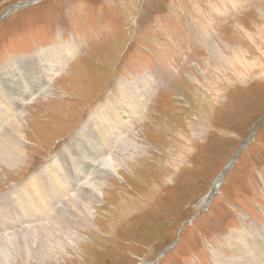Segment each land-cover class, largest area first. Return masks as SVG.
Segmentation results:
<instances>
[{
	"label": "rangeland",
	"instance_id": "374dc122",
	"mask_svg": "<svg viewBox=\"0 0 264 264\" xmlns=\"http://www.w3.org/2000/svg\"><path fill=\"white\" fill-rule=\"evenodd\" d=\"M30 1L0 0V76L36 92L21 109L22 162L0 161V203L56 160L73 169L71 141L125 84L140 99L75 246L52 239L46 260L19 252L12 264H226L234 237L264 234V0H40L5 14ZM9 211L1 238L43 230Z\"/></svg>",
	"mask_w": 264,
	"mask_h": 264
},
{
	"label": "bare ground",
	"instance_id": "6f19581e",
	"mask_svg": "<svg viewBox=\"0 0 264 264\" xmlns=\"http://www.w3.org/2000/svg\"><path fill=\"white\" fill-rule=\"evenodd\" d=\"M221 58L226 59L224 56ZM64 65L65 63H61L56 67L57 69L53 68L51 78L62 70ZM3 77L0 76V161L7 166H17L22 162L25 153L21 147L23 142L20 120L23 113L21 109L26 101L34 97L36 92L32 91L27 96L19 94L15 89L6 86L7 78ZM139 83L138 80H135V84ZM133 85L125 84L122 89L124 91L123 101L119 105H106L98 108L90 119L91 121L89 120L86 125L80 128L75 138H72V148L69 151L80 157L78 162L72 161L73 169L69 167V170H64L63 159L62 163L60 160L53 161V165L41 167L33 178L29 179L27 185L11 191V194L17 195V200L14 199L15 201L11 204L8 201L0 203V211L1 213L4 211L7 218H9V210L24 212L25 216H29L28 218L33 219L35 216L36 220L42 222L45 231L34 229L30 238H27L30 235L27 237L24 235L25 239L22 240L9 235V233L8 235L6 233V237H0V264H12L16 261V254L19 252L23 253L20 257L25 262L30 260L32 254L44 261L49 256L47 253L52 251L51 244H48L52 239L60 242V248L67 245L72 248L75 246V242L80 238L76 231L81 226L79 221L88 222L93 214L90 207L93 201L101 195L103 179L108 174L116 173L120 166L114 151H124L128 148V133L133 121L128 119L127 114H132L140 99ZM137 110L138 108H136V112ZM6 128L10 130V133L6 131ZM88 144L95 147L93 153L87 147ZM87 159L90 162H87ZM98 163H101L104 169L102 175L96 170L94 171L93 166ZM74 170H79L76 176L73 174ZM97 174L99 175L97 176ZM91 176L96 179L95 182L90 181L89 177ZM84 184L86 189L82 187ZM42 233L45 236L41 235ZM263 237L264 234L257 230L247 231L234 237L236 239L231 245L234 258L224 257L226 264H264L262 250L264 244L261 245L259 241V239H264Z\"/></svg>",
	"mask_w": 264,
	"mask_h": 264
},
{
	"label": "water",
	"instance_id": "95a60500",
	"mask_svg": "<svg viewBox=\"0 0 264 264\" xmlns=\"http://www.w3.org/2000/svg\"><path fill=\"white\" fill-rule=\"evenodd\" d=\"M38 1H40V0H31V1L29 2L28 5L21 6V7H14L13 9H10L8 12H6L5 14L8 15V13H12L13 11H15V10H17V9H23V8L29 6V5H32V4H34V3H37ZM5 14L2 15V17L5 16ZM242 148H244V146H243ZM239 152H240V151H239ZM239 152L234 156V158L231 160V162L229 163V165L224 169V171L221 173V175L219 176V178L215 181V183H214V185H213L211 191H210L209 194L204 198V200H203L204 203H207V202H210V201L213 200L214 196L216 195L217 191H218L219 188H220V185H221L223 179H224L225 176L227 175L228 171L233 167V165H234V163H235V161H236V159H237V157H238V155H239ZM168 250H170V249H168ZM168 250L162 252V253L159 255V258H161L165 253H167Z\"/></svg>",
	"mask_w": 264,
	"mask_h": 264
}]
</instances>
